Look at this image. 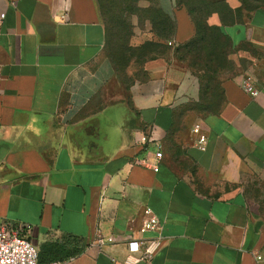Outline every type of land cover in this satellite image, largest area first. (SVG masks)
I'll return each instance as SVG.
<instances>
[{
	"label": "crops",
	"instance_id": "obj_1",
	"mask_svg": "<svg viewBox=\"0 0 264 264\" xmlns=\"http://www.w3.org/2000/svg\"><path fill=\"white\" fill-rule=\"evenodd\" d=\"M158 4L175 18V45L193 37L184 8L174 0ZM0 13V225L30 224L41 263L59 255L49 244L73 239L83 249L62 264H123L128 235H138L148 209L161 223V243L138 264H258L264 77L252 76L255 97L241 90L244 75L225 77L218 114L180 115L197 100L199 85L171 48L143 63L127 101L85 111L114 70L95 0H0ZM207 23L221 26L219 15ZM222 27L235 48L253 51L230 56L264 57V9ZM195 124L206 136L204 151L195 146ZM144 133L149 141L137 144ZM156 150V170L144 167L141 160L153 161ZM96 234L115 243L99 250L90 245Z\"/></svg>",
	"mask_w": 264,
	"mask_h": 264
},
{
	"label": "trees",
	"instance_id": "obj_2",
	"mask_svg": "<svg viewBox=\"0 0 264 264\" xmlns=\"http://www.w3.org/2000/svg\"><path fill=\"white\" fill-rule=\"evenodd\" d=\"M145 1V6L140 2ZM240 5L231 8L227 0H174L175 7L184 8L191 19L195 33L188 41L167 46L175 34V18L166 14L160 8L158 0H95L100 19L105 30V49L112 35L125 38L129 30L130 17L136 16L139 24L145 21L149 24V31L155 37L144 43L145 54H153L148 59L162 55L161 50L174 47V56L185 63L197 78L199 85L198 98L179 108L182 112L194 111L201 116L218 114L225 96L221 86L220 73L228 67L229 56L233 50L252 51L249 44H242L235 48L230 37L224 33V25H234L243 22V17L249 13L264 9V0H238ZM217 13L221 26L209 25L207 18ZM144 21V22H143ZM253 52V51H252ZM106 53V52H105ZM114 69L113 56L106 54ZM147 59V60H148ZM59 255L49 258L48 261H62L67 257L78 254L83 245L76 240H65L55 245ZM69 245V246H68ZM70 246H73L69 249ZM38 261L42 262L41 252L38 250Z\"/></svg>",
	"mask_w": 264,
	"mask_h": 264
},
{
	"label": "built area",
	"instance_id": "obj_3",
	"mask_svg": "<svg viewBox=\"0 0 264 264\" xmlns=\"http://www.w3.org/2000/svg\"><path fill=\"white\" fill-rule=\"evenodd\" d=\"M4 18V13H0V25ZM172 45V41L167 42ZM2 74L0 71V91L2 88ZM240 88L250 97H255L258 90L252 76L244 75L240 80ZM193 134L197 136L195 146L204 151L206 149V136L201 132L199 124L193 125L191 128ZM150 139L149 133L139 134L136 143L143 145ZM162 153L156 150L154 160L147 158L141 160V164L153 170H156L158 161L161 159ZM147 217L142 221L135 235L131 233L125 242L127 255L123 260V264H138L140 262H148L152 259L156 249L160 246V230L161 223L155 214L145 209ZM31 226L27 223L10 224L4 223L0 225V264H62V261H50L47 263H39L38 249L29 239ZM147 233H156L157 236L152 239L146 237ZM115 239L112 235L104 236L96 234L90 245L95 246L99 250L106 244H114ZM255 261L258 264H264V252H254ZM113 260V259H112Z\"/></svg>",
	"mask_w": 264,
	"mask_h": 264
},
{
	"label": "rangeland",
	"instance_id": "obj_4",
	"mask_svg": "<svg viewBox=\"0 0 264 264\" xmlns=\"http://www.w3.org/2000/svg\"><path fill=\"white\" fill-rule=\"evenodd\" d=\"M145 1L140 2V6H145ZM144 22V21H143ZM129 30L131 33L125 38L112 35L109 39L105 52L113 56L115 65L113 78L86 106L85 111L101 110L104 107L116 103L118 100H125L127 89L135 79H142L144 76L142 65L153 54H145L144 43L155 39L149 31V24L145 21L139 24L137 17H130ZM168 46V44H167ZM174 54V47L172 46ZM165 54L168 50H161ZM228 67L220 73V79L235 74L264 77V57L258 60H245L238 56H229ZM250 62V63H249Z\"/></svg>",
	"mask_w": 264,
	"mask_h": 264
}]
</instances>
